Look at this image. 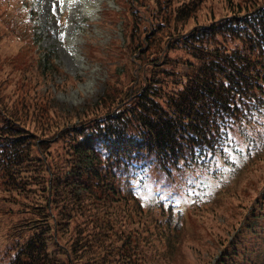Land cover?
Segmentation results:
<instances>
[{"label": "trees", "instance_id": "1", "mask_svg": "<svg viewBox=\"0 0 264 264\" xmlns=\"http://www.w3.org/2000/svg\"><path fill=\"white\" fill-rule=\"evenodd\" d=\"M147 1L146 30L129 5L118 64L82 107L43 90L50 54L0 55V264H189L157 182L209 196L190 204L197 242L213 238L200 264H264V178L244 205L226 180L264 165V0Z\"/></svg>", "mask_w": 264, "mask_h": 264}, {"label": "rangeland", "instance_id": "2", "mask_svg": "<svg viewBox=\"0 0 264 264\" xmlns=\"http://www.w3.org/2000/svg\"><path fill=\"white\" fill-rule=\"evenodd\" d=\"M147 3V0L124 5H120L118 0H30L28 3L24 0H0V33H4L5 29L11 30L12 34L6 36L11 40H18L17 45L20 43L18 49L9 44L0 45V55L22 57L25 65L31 67L33 61L36 65L35 55L50 54L60 73L53 74L48 83L44 82L43 90L52 91L54 100L62 110L82 107L85 102L95 101L98 95L104 93V85L109 72L113 69V63L118 64L115 55L122 53V44L125 42L123 27L128 23V30L131 29L128 6L131 5L134 9V22L141 26L140 30H137L144 31L146 30L144 26H148L151 17L147 12L149 10ZM32 10L35 14L31 13ZM15 13L18 20L13 26L12 22L16 21ZM26 14L30 23L25 20ZM59 15L64 16L60 22ZM5 50L6 52H3ZM65 76L69 78L66 81L63 78ZM256 165L258 164L254 166ZM263 168L264 165L254 167L252 171L249 170L236 179L235 183L226 178L227 183L234 186L237 193L238 200H230L231 203L240 201L244 205L248 203L247 199L254 197L253 188L256 182L264 178ZM191 181L193 185L202 187L207 178L198 177ZM156 187L163 191L160 198L165 200V203L169 198L172 199L177 203L176 210L182 212L185 227L182 237L184 236L185 244L193 246L192 251H187L186 248L182 250L186 261L190 260L189 264L208 261L212 249L210 242L213 238L209 240L207 235L201 233L198 237L204 239L203 243L206 246H201L197 242L196 231L204 230L205 227L195 220L201 212L191 211L190 204L196 200L197 205L205 206L209 196L200 198L198 195L200 192L195 187L189 190V194H184L188 187H182L184 190L175 183L157 182L154 188ZM218 196L220 197V194ZM177 198L182 199L179 201ZM213 202L218 203L215 198ZM220 207L223 213L225 208L222 203ZM221 213L216 218L210 216L214 219L211 227L222 225L220 223L224 217ZM5 245L6 240L0 236V249Z\"/></svg>", "mask_w": 264, "mask_h": 264}]
</instances>
